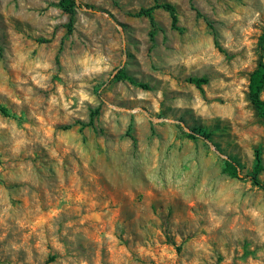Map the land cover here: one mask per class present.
I'll return each instance as SVG.
<instances>
[{
	"label": "rangeland",
	"instance_id": "1",
	"mask_svg": "<svg viewBox=\"0 0 264 264\" xmlns=\"http://www.w3.org/2000/svg\"><path fill=\"white\" fill-rule=\"evenodd\" d=\"M79 1L0 0V264H264V0Z\"/></svg>",
	"mask_w": 264,
	"mask_h": 264
},
{
	"label": "trees",
	"instance_id": "2",
	"mask_svg": "<svg viewBox=\"0 0 264 264\" xmlns=\"http://www.w3.org/2000/svg\"><path fill=\"white\" fill-rule=\"evenodd\" d=\"M59 6L69 14L70 16V21L68 23L69 30H71V27L73 26L74 23V17L77 13V10L80 8H92L90 5L85 4L80 2L79 0H59ZM164 8L168 9L171 12L172 15V20H173V26H175L177 22V15H176V10L175 7L169 3H165L163 5ZM155 7H150V8H141L139 11L135 12L134 15L136 16H148L151 18V22L154 25L155 21L152 17V11ZM152 34L154 35V31H152ZM264 38V37H263ZM42 41H46L42 39ZM215 41L216 44H218V40L215 35ZM262 49L264 50V39H263V47ZM191 82L195 83L197 86H202L203 84L208 82V78L206 77H191L189 79ZM264 90V58L263 55H261L260 60L256 66V68L253 70V72L250 75L249 79V99L251 103L254 105V107L260 112V114L264 115V99L262 98L261 94L262 91ZM0 111L6 115V116H12L9 109L3 105L0 104ZM99 110L94 111V115L98 114ZM94 124V119L92 116V119L87 125H93ZM202 134L200 136H203L205 138L209 137V133L206 132L205 130L200 131ZM189 136L196 138V135L189 134ZM225 170L232 176L234 177H239L240 176V171L238 169L237 164L231 160L228 159L226 160V168ZM264 170V165L262 162V157L260 151H257L256 153V162L255 166L253 169V173L251 176L252 182L264 188V182L261 179L260 175L262 171Z\"/></svg>",
	"mask_w": 264,
	"mask_h": 264
}]
</instances>
